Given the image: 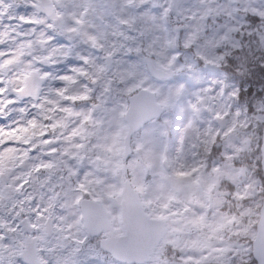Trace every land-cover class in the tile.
Returning <instances> with one entry per match:
<instances>
[{"label": "clouds", "instance_id": "1", "mask_svg": "<svg viewBox=\"0 0 264 264\" xmlns=\"http://www.w3.org/2000/svg\"><path fill=\"white\" fill-rule=\"evenodd\" d=\"M0 84V264H264V0H0Z\"/></svg>", "mask_w": 264, "mask_h": 264}, {"label": "snow or ice", "instance_id": "2", "mask_svg": "<svg viewBox=\"0 0 264 264\" xmlns=\"http://www.w3.org/2000/svg\"><path fill=\"white\" fill-rule=\"evenodd\" d=\"M66 79H68V78L66 77ZM3 91L4 90L2 88H0V93H2ZM9 102L11 103L12 101H9ZM41 167H44V166L42 165ZM130 228L132 229V231H135L137 228V225L135 223H132L130 225ZM258 254L261 255L262 257H264V246H262L260 249H258ZM33 264H39V262L33 261Z\"/></svg>", "mask_w": 264, "mask_h": 264}, {"label": "rangeland", "instance_id": "3", "mask_svg": "<svg viewBox=\"0 0 264 264\" xmlns=\"http://www.w3.org/2000/svg\"><path fill=\"white\" fill-rule=\"evenodd\" d=\"M0 88H2V84H0ZM0 102H3V95L0 93ZM12 103H15L14 100H12Z\"/></svg>", "mask_w": 264, "mask_h": 264}]
</instances>
